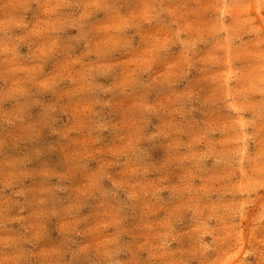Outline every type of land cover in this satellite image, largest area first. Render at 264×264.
<instances>
[{
    "label": "rangeland",
    "instance_id": "obj_1",
    "mask_svg": "<svg viewBox=\"0 0 264 264\" xmlns=\"http://www.w3.org/2000/svg\"><path fill=\"white\" fill-rule=\"evenodd\" d=\"M0 264H264V0H0Z\"/></svg>",
    "mask_w": 264,
    "mask_h": 264
}]
</instances>
